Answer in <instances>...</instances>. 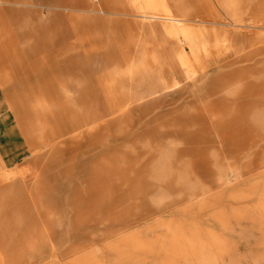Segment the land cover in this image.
<instances>
[{
	"label": "rangeland",
	"instance_id": "rangeland-1",
	"mask_svg": "<svg viewBox=\"0 0 264 264\" xmlns=\"http://www.w3.org/2000/svg\"><path fill=\"white\" fill-rule=\"evenodd\" d=\"M48 1L0 0V264H264V0H148L186 59L145 0Z\"/></svg>",
	"mask_w": 264,
	"mask_h": 264
},
{
	"label": "bare ground",
	"instance_id": "bare-ground-1",
	"mask_svg": "<svg viewBox=\"0 0 264 264\" xmlns=\"http://www.w3.org/2000/svg\"><path fill=\"white\" fill-rule=\"evenodd\" d=\"M64 2V0H53V1H48L47 4L42 3V2H31L30 3V7H35V8H46L49 10H59L62 6V3ZM6 5H10L12 4L9 1H4L2 2ZM23 5H27L23 3ZM141 8H139V14L136 15L135 17H137L139 20L137 21V23H139L141 29L143 30H148L150 33H156V32H160V34L166 36V35H170V36H174L175 39H173V50L172 52L175 54L178 53H183L185 54V58L186 59L188 56L187 55H192L193 52L196 50V35H195V30L194 27L192 25H187L186 23L190 22L191 20L188 19H183V17L185 16L186 12L188 11V9L184 8L182 5H178V6H166V5H162L161 7H159L157 4H155L154 2L145 0L144 2H141ZM12 12V11H11ZM91 13H102L103 11L101 10H97V9H93L90 11ZM106 13H108V11H106ZM13 16L15 15L14 13H11ZM116 15V14H115ZM119 15V13L117 14ZM16 17V15L14 16ZM195 21V20H194ZM222 22V20H221ZM247 24H250L249 26L246 24L247 27H252V20L247 19L246 20ZM220 23V22H219ZM233 26V30H225L224 31V35L230 36L232 38L233 41H235L238 44H243L245 42H247L246 40L250 37H248L249 35H247L246 33L240 31V28H243V26L240 25H231ZM230 27V25H229ZM223 33V31H222ZM261 36V34L259 35ZM264 36V35H263ZM166 47L163 46V50L166 51ZM189 50V52L187 53V50ZM26 53V52H24ZM187 54V55H186ZM189 58V57H188ZM234 62H226L222 65H220L219 67L221 68H226L230 65H232ZM218 68V66L216 67ZM22 69V67L20 68ZM209 70V69H208ZM168 75H164L163 79L160 78V83L162 84L164 82V79L167 78ZM195 87V86H194ZM37 147V146H36ZM38 149V148H36ZM35 152H32L31 154H29V157H35ZM34 155V156H33ZM12 159H7L5 160V163H11ZM156 164V163H155ZM157 167H155V171L154 172H160L161 170H163V165L160 164V162L156 165ZM155 177V176H152Z\"/></svg>",
	"mask_w": 264,
	"mask_h": 264
}]
</instances>
